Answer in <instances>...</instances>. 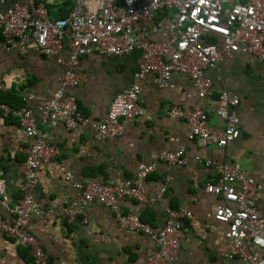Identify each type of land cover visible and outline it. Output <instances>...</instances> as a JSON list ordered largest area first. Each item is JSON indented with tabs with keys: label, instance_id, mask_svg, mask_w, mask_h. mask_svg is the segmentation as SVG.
<instances>
[{
	"label": "crops",
	"instance_id": "1",
	"mask_svg": "<svg viewBox=\"0 0 264 264\" xmlns=\"http://www.w3.org/2000/svg\"><path fill=\"white\" fill-rule=\"evenodd\" d=\"M62 6L54 4L53 12ZM2 8L0 4V10ZM140 57L141 51L136 50L109 58L101 54L79 58L76 71L83 80L69 92L85 115L94 121L106 117L115 95L137 81L134 72ZM65 70L64 64L52 58L42 60L23 55L0 42V83L6 85V89H0V94L7 96L2 102L33 110L48 143L59 149L54 159L39 162L34 192L42 209L53 207L55 219L32 215L26 223L49 252L51 262L148 264V250L159 249L150 235L121 229L111 207L99 202L79 203L80 191L59 169L58 163L66 159L78 180L117 183L134 179L138 168L155 163L156 170L145 180V186L149 195H155L163 188L167 176H171L173 181L163 197L151 205L127 198L120 201V207L124 212L140 210L142 217L155 228L165 223L169 207L178 208L183 204L196 214L193 219H182L184 237L179 253L167 264H248L234 254L233 242L225 235L227 225L217 226L215 213L224 201L221 195L208 192L206 187L208 183L217 182L220 168L207 166L205 161L239 162L260 183L259 202L264 207V64L254 55L243 52L223 58L218 71H207L215 84L206 98L193 95L195 88L189 75L175 72L172 86L159 87L149 74L138 81L142 86L140 101L144 113L129 120L123 134L107 138L91 126L70 129L63 123L53 125L43 121L40 100L52 94ZM223 88L239 97L235 111L241 133L227 147H203L188 138L186 121L173 120L168 110L175 105L202 106L209 115L210 126L223 129L225 120L217 114ZM28 144L29 138L18 118L0 110V166L7 180L11 205L23 194L24 176L20 168L28 158ZM179 148H184L187 156L183 165L169 164L158 158L162 150ZM0 215L5 219L12 216L3 206L1 196ZM29 249L0 230V264H34Z\"/></svg>",
	"mask_w": 264,
	"mask_h": 264
},
{
	"label": "built area",
	"instance_id": "2",
	"mask_svg": "<svg viewBox=\"0 0 264 264\" xmlns=\"http://www.w3.org/2000/svg\"><path fill=\"white\" fill-rule=\"evenodd\" d=\"M8 1L0 0L4 7L0 10V42L9 50L42 60L52 58L66 66L57 88L39 103L43 121L53 125L63 123L70 129L91 126L102 137H117L123 134L129 120L144 113L138 81L149 74L159 87L172 86L175 72L189 75L195 88L193 95L206 98L215 84L207 71H218L223 58L243 52L264 64V0H72L66 17L51 16L48 5H63L67 0H17L10 4ZM136 50L141 51L134 72L137 81L115 95L104 119L91 120L69 92L83 80L76 71L79 58L91 54L120 56ZM0 89H6V85L0 83ZM239 102L238 95L225 88L221 90L217 114L225 120L223 129L210 126L209 115L202 106L175 105L168 113L173 120L186 121L190 140L203 147H227L241 133L235 111ZM0 110L18 118L29 138L28 158L20 168L24 176L23 194L15 205L8 201L7 180L0 166V196L12 215L10 219L0 215V230L27 245L34 264H53L49 252L26 223L32 215L55 219L53 207L42 209L34 192L39 162L54 159L59 149L48 143L30 108L0 101ZM158 158L173 165L187 162L184 148L162 150ZM205 163L220 168L217 182L206 187L224 201L215 213L217 226L227 225L225 235L233 242L234 254L248 264H264L260 183L239 162L206 159ZM58 164L65 179L80 191L79 203L107 205L115 211L121 229L140 231L153 238L159 249L148 250V264H167L176 259L184 237L182 219H193L195 213L183 204L169 207L165 223L155 228L142 219L140 210L124 212L120 207V201L127 198L151 205L163 197L173 181L171 176H167L155 195H149L145 186V180L156 170L155 163L144 164L134 179L123 183L78 180L66 159Z\"/></svg>",
	"mask_w": 264,
	"mask_h": 264
},
{
	"label": "trees",
	"instance_id": "3",
	"mask_svg": "<svg viewBox=\"0 0 264 264\" xmlns=\"http://www.w3.org/2000/svg\"><path fill=\"white\" fill-rule=\"evenodd\" d=\"M68 5L69 6L72 5L71 0H68V2L66 1L63 4L62 7H60L56 12H53L54 4H49L48 5L49 6L48 8H49V11H50L51 16H53V17H66V16H68L69 15V12H70V9H71V6L69 7ZM6 97L7 96H2L0 94V101L6 100ZM9 99H10V97H9ZM141 217H142V215H141ZM142 219H144L146 221V219L144 217H142Z\"/></svg>",
	"mask_w": 264,
	"mask_h": 264
},
{
	"label": "water",
	"instance_id": "4",
	"mask_svg": "<svg viewBox=\"0 0 264 264\" xmlns=\"http://www.w3.org/2000/svg\"><path fill=\"white\" fill-rule=\"evenodd\" d=\"M17 0H9L8 1V4L12 3V2H16ZM104 58H109V57H113V56H105L103 55Z\"/></svg>",
	"mask_w": 264,
	"mask_h": 264
}]
</instances>
